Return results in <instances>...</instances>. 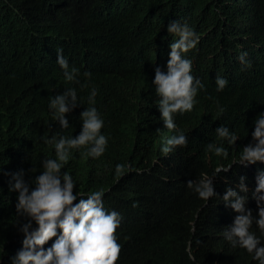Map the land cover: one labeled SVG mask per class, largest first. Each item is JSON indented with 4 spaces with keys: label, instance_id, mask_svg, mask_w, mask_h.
Masks as SVG:
<instances>
[{
    "label": "trees",
    "instance_id": "16d2710c",
    "mask_svg": "<svg viewBox=\"0 0 264 264\" xmlns=\"http://www.w3.org/2000/svg\"><path fill=\"white\" fill-rule=\"evenodd\" d=\"M79 10L86 26L74 20ZM173 20L199 35L186 56L205 90L192 111L175 116L187 145L164 154L162 144L174 132L160 118L153 80L156 67L167 70L175 39L167 25ZM57 49L80 69V84L64 79ZM241 52L251 67L241 65ZM218 75L228 80L219 92ZM68 87L77 89L81 107L67 114L70 127L61 129L48 103ZM92 87L98 89L95 106L105 121L107 149L96 159L86 157L84 147L73 150L62 171L76 181L74 193L102 190L106 209L125 221L136 216V226L116 230L122 247L115 264H258L221 233L232 224L222 197L242 176L247 207L253 215L258 211L251 197L264 163L248 167L238 159L264 112V0H0V264H11L22 247L19 228L27 222L17 217L10 174L23 170L27 181L34 180L41 162L56 158L44 138L80 133ZM221 125L238 134L235 145L216 136ZM213 142L228 155L209 151ZM226 167L213 181L216 197L205 201L188 188L189 180ZM252 230L261 234L255 224Z\"/></svg>",
    "mask_w": 264,
    "mask_h": 264
},
{
    "label": "clouds",
    "instance_id": "9594fccd",
    "mask_svg": "<svg viewBox=\"0 0 264 264\" xmlns=\"http://www.w3.org/2000/svg\"><path fill=\"white\" fill-rule=\"evenodd\" d=\"M74 20H78L77 26L87 25V17L82 10ZM64 28L67 34L68 30ZM167 33L175 37L169 45L167 70L156 67L153 80L159 97L156 103L160 118L165 128L174 132L162 144L164 154L187 145L188 136L179 129L175 116L192 111L198 103V92L205 90L201 80L192 74L193 61L186 56L199 43L198 33L187 22L179 20L168 23ZM247 55V52H241L238 59L242 66L251 67L246 60ZM68 59L63 49H57L56 62L64 79L80 84V69L71 66ZM82 75L90 80L92 73L85 71ZM215 83L219 92L228 85V80L218 75ZM97 95L98 89L92 87L87 97L88 107L80 113L82 127L78 135L54 134L44 138V143L54 148L56 158L43 160V170L34 180L27 181L23 170L10 174L9 191L17 194V217L27 221L20 225L19 231L24 239L22 247L10 257L11 264H115L122 247L118 243L116 230L138 224L136 216L125 221L118 211L106 209L102 190L86 196L74 193L76 181L70 172L62 171L73 150L84 147V155L96 159L107 149L109 137L101 131L105 121L95 106ZM48 107L61 129H68L67 114L81 107L77 89L68 87L63 93L49 97ZM253 125L252 142L240 152L239 165L251 167L264 163V112L257 115ZM215 134L228 145H235L240 139L235 131L224 125L216 128ZM206 147L217 155H228L223 144L213 142ZM117 167L122 168L123 165ZM229 170L230 167L218 168L211 176L202 174L198 179L189 180L187 186L199 198L207 201L217 196L213 183L216 175ZM248 192L246 177L243 176L238 184L226 188L222 200L232 212V224L224 227L221 235L233 248L245 249L258 264H264V241L261 239L264 236V170L258 171L256 187L252 192L251 198L255 200L258 210L255 215L247 207ZM253 224L260 230V235L252 230ZM53 238L51 246L45 247Z\"/></svg>",
    "mask_w": 264,
    "mask_h": 264
}]
</instances>
